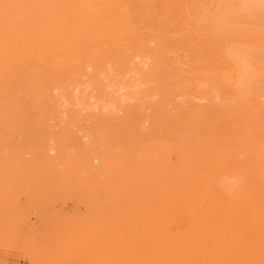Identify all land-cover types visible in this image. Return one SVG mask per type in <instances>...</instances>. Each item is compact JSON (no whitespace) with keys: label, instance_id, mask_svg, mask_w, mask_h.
<instances>
[{"label":"bare ground","instance_id":"6f19581e","mask_svg":"<svg viewBox=\"0 0 264 264\" xmlns=\"http://www.w3.org/2000/svg\"><path fill=\"white\" fill-rule=\"evenodd\" d=\"M173 2L181 14L167 20L170 31L159 34L149 22L140 38L164 43L167 52L155 58L141 49L129 58L125 53L123 62L117 58L125 67L118 83L108 51L121 56L133 47L124 35L144 29L123 19L121 0H0V65L23 55L33 40L43 45L38 66L51 82L62 123L81 133L90 118L100 128L105 116L135 122L143 135L140 157L125 151L123 140L125 148L114 144L118 129L117 137L102 131L94 141V133L82 132L86 158L63 156L61 163L66 168L72 159L73 175L98 182L115 200L129 195L135 172L163 176L157 192L124 211L134 229L132 245L173 252L183 264H264V0ZM92 72L102 85L91 91L106 95L101 109L86 104L93 94L79 92L71 79ZM143 75L171 80L177 98L161 107L164 113H153L152 123L145 111L159 89L143 88ZM68 87L70 94L62 90ZM224 112L241 121L229 141L220 128Z\"/></svg>","mask_w":264,"mask_h":264},{"label":"rangeland","instance_id":"374dc122","mask_svg":"<svg viewBox=\"0 0 264 264\" xmlns=\"http://www.w3.org/2000/svg\"><path fill=\"white\" fill-rule=\"evenodd\" d=\"M126 1L128 2L125 3ZM173 4V0H121V6H126H122L123 11L120 10L123 19L136 28L144 26V29L136 32L138 34L133 37L124 35V41H133V47L121 56L113 49L108 51L114 53V57H111L114 71L112 75L117 77L118 83L123 80L122 71L125 67L119 64L122 61L120 57L125 60V53L128 52V57L134 54L133 51H142L147 57L158 58L167 52L164 43L146 45L140 43V40L145 37L143 31L149 28V24L155 28L159 26V34L170 31L167 20L180 17L181 14L178 10L180 7ZM151 33L150 36L156 35V32ZM170 35L172 34H166L165 38ZM28 43L23 55L0 65V264H183L173 252L160 254L155 251V247L132 245L134 229L124 215V211L131 208L135 201L141 200L143 195L159 190L163 183L162 175L135 172L129 195L115 200L98 182L73 175L67 167V162L73 161L72 159H66V168L62 166L63 156L86 158L82 132L83 135L87 132L88 135L94 133L95 137L90 135V140L94 141L102 131L113 135L114 130L115 137L120 129L114 144H119L118 147L127 145L128 148L124 147L125 151L130 148L127 152L132 156L138 155L137 157L141 156L143 135L135 122L131 128L129 121L125 124V120L120 122L118 118L111 119L109 116L101 118L104 128H100L101 122L90 118L87 122L91 124L86 123L81 133L66 122L62 123L57 99L49 92L51 82L43 75L42 61L37 58L42 54L43 45L33 40H28ZM28 54L30 58L27 57ZM117 58L121 59L120 62H117ZM81 62L80 60L79 63ZM38 64L42 66L39 65V68ZM76 76L74 74L71 77L72 81H78L74 87H78L79 92L87 89L93 94V101L87 100L86 104H94L101 109L106 104V95L91 91L102 85L98 77L93 72L86 75L87 78H83L80 73ZM143 76V88L149 92L159 89V92H155L156 100L145 111V116L147 113L146 117L152 123L155 121L154 114L159 109L164 113L161 107L169 101L166 107H171L177 98L174 100L172 97L174 93L168 85L171 80L158 75L154 78ZM68 79L65 78L64 86L69 83ZM166 85L169 86L170 93L166 90ZM62 90L69 94L73 91L70 87ZM100 92L105 93L103 89ZM66 98L68 99L67 96ZM222 120L221 132L229 141L236 136L241 121L226 112L223 113ZM85 128L87 131H84ZM130 130L137 131L138 134L134 132L130 136ZM127 143H135V148H132L134 144L129 146ZM52 149L54 152L50 154Z\"/></svg>","mask_w":264,"mask_h":264}]
</instances>
